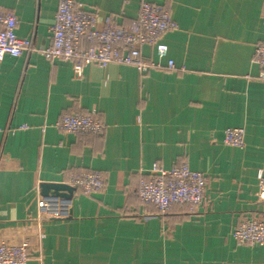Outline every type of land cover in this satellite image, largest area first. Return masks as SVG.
<instances>
[{
    "label": "crops",
    "instance_id": "0c3cea01",
    "mask_svg": "<svg viewBox=\"0 0 264 264\" xmlns=\"http://www.w3.org/2000/svg\"><path fill=\"white\" fill-rule=\"evenodd\" d=\"M107 23L128 27L140 0H74ZM165 5L178 29L163 42L161 69L89 65L76 78L69 61H50L59 0H0L16 33L34 51L0 61V243L25 241L28 264H264V245H238L247 217L264 221L258 176L264 170V82L254 61L264 41V0H148ZM146 60L158 61L142 47ZM169 60L176 68H167ZM66 114L94 115L103 136L66 133ZM243 128L245 145L224 143ZM158 163H187L207 177L210 202L177 205L164 218L141 204L137 188ZM102 173L105 188L76 191L49 218L41 183ZM44 199V200H43Z\"/></svg>",
    "mask_w": 264,
    "mask_h": 264
},
{
    "label": "built area",
    "instance_id": "2783aa9c",
    "mask_svg": "<svg viewBox=\"0 0 264 264\" xmlns=\"http://www.w3.org/2000/svg\"><path fill=\"white\" fill-rule=\"evenodd\" d=\"M122 2L127 4L129 0ZM18 24L17 17L0 13V61L7 56L30 55L35 50L32 38L17 35ZM97 25L98 16L87 11L84 4L59 0L51 29L52 42L42 51L43 56L50 61L71 62L76 78H82L85 67L89 65L100 68L111 64L127 65L146 74L153 69L163 68L162 60L167 58L169 47L162 39L167 33L178 29L165 5L148 0H140L138 17L128 27L113 23H107L103 28ZM144 46L154 49L158 61L143 57ZM254 61L261 69L259 79L264 82V41L256 46ZM167 68L175 69L174 61L169 60ZM55 126L58 130L76 135L103 136L105 133L104 123L94 115L66 114ZM244 138L243 128H228L224 143L242 148ZM67 184L87 195L104 190L106 185L103 174L95 171L71 175ZM258 185L259 200L264 202V170L259 172ZM207 187L206 175L191 170L187 163L169 170L155 163L150 175L141 179L137 188L141 204L156 210L144 216V219L164 218L177 205H189L191 212L205 207L210 202ZM60 200L63 199L41 202L46 217L60 216ZM232 235L238 245H264V221L247 217L233 230ZM28 261L29 250L25 241L0 243V264H28Z\"/></svg>",
    "mask_w": 264,
    "mask_h": 264
},
{
    "label": "water",
    "instance_id": "95a60500",
    "mask_svg": "<svg viewBox=\"0 0 264 264\" xmlns=\"http://www.w3.org/2000/svg\"><path fill=\"white\" fill-rule=\"evenodd\" d=\"M40 195L43 198H58L71 201L76 192V188L67 183H41Z\"/></svg>",
    "mask_w": 264,
    "mask_h": 264
},
{
    "label": "trees",
    "instance_id": "16d2710c",
    "mask_svg": "<svg viewBox=\"0 0 264 264\" xmlns=\"http://www.w3.org/2000/svg\"><path fill=\"white\" fill-rule=\"evenodd\" d=\"M84 136V135H83ZM85 136H94V135H85Z\"/></svg>",
    "mask_w": 264,
    "mask_h": 264
}]
</instances>
